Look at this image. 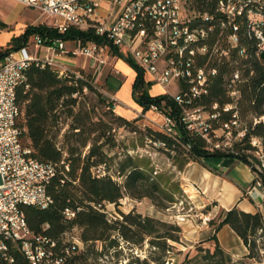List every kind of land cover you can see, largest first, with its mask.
<instances>
[{"label": "trees", "instance_id": "16d2710c", "mask_svg": "<svg viewBox=\"0 0 264 264\" xmlns=\"http://www.w3.org/2000/svg\"><path fill=\"white\" fill-rule=\"evenodd\" d=\"M217 1L197 0V7L201 11L211 13ZM239 24L238 44L235 47H230L225 40L229 31L218 30L209 45L211 49L216 44L218 52L213 53L210 50L206 55L195 57L194 73L201 68L217 71L215 76L209 77L207 93L193 98L192 84L188 80H181L180 101L167 94L152 96L150 90L154 84L145 80L143 70L135 61L119 53L106 37L97 35L94 29L81 31L71 28L61 34L45 24L29 26L21 35L11 39L7 49L0 50V61L5 55L28 46L29 40L37 35L64 42L80 41L83 44L94 42L109 46L114 56L123 60L136 72L132 97L142 112L146 114L152 107H156L175 123L171 132L149 128L146 137L161 144L162 151L176 154L174 165L180 172L188 164L197 163L221 175V171L208 165L206 160L231 158L250 167L256 176L255 183L261 179L264 192V175H260L259 179L258 171L250 160L255 158L251 152L257 151L251 145L252 138L260 139L264 148V59L258 55L260 39L254 33L248 35L249 27L246 22L241 21ZM7 28L8 25L0 20V32ZM262 33L264 37V29ZM243 49L245 55H241ZM225 51L228 52L226 56L223 55ZM236 73L239 74V79L233 84ZM25 75V82L16 91L17 103L23 113L18 121L21 144L24 148L32 150L31 156L34 159L56 165V175L48 186L53 204L46 209L32 206L23 208L29 229L37 235L57 242L58 245H61L66 232L74 228L79 229L81 239L87 248L72 255L64 264H86L90 257L97 255L95 248L97 242L108 243L106 249H115L119 246L118 238L134 246L143 245L146 239H149V244L163 253L170 249L168 241L180 243L182 229L177 225L143 217L135 211L123 214L121 220L111 221L107 217V205H117L126 197L137 200L147 198L153 202L162 197L169 204L163 206L169 208L181 202L184 195L182 199H176L182 186L179 183H171V179L163 174H156L155 167L147 158L139 159L126 155L117 163L114 172L116 179L110 174L109 157L104 151V147L109 144L110 130L88 127L76 119L72 109L76 106L74 96L82 93L84 88L92 90L91 76L85 79L74 74L60 76L47 64L42 68L40 60L32 61L25 70ZM111 81L116 82V85ZM122 83L121 80L115 81L113 77L106 80V84L114 92L118 91L117 88ZM234 91L237 92L236 101L231 97ZM228 106H231V109L227 111ZM65 108L68 116L73 117L77 123H73L71 134L78 137L79 143L78 147L69 148L66 156L63 150L57 147L55 142L57 134L51 135L53 130L58 128ZM194 109H200L208 116L209 128L206 131L208 139L189 129V124L184 120V111ZM118 116L117 120L122 122V125L126 127L132 125L128 119ZM241 119L247 121L246 127L243 128L245 132L242 142L236 144L234 149L224 145L217 149L215 146L218 144L211 143L212 137L216 139L218 130L227 132L226 125L236 136L240 132L236 126ZM68 135L69 133L66 136ZM87 147L88 153L83 156V151ZM67 209L75 212L74 218L64 215ZM208 225L216 227V231L223 226H229L241 238L248 249V254L234 260L221 248L215 235L199 246L203 248L200 257L197 255L191 258L188 251L182 264H239L241 261L244 262L241 264H247L246 260L256 259L258 251L256 236L259 232L264 233V215L259 212L247 213L235 207L225 213V218L221 222L211 220ZM10 254L13 262L2 264H30L16 244L10 246ZM154 261L162 264L161 258Z\"/></svg>", "mask_w": 264, "mask_h": 264}, {"label": "built area", "instance_id": "2783aa9c", "mask_svg": "<svg viewBox=\"0 0 264 264\" xmlns=\"http://www.w3.org/2000/svg\"><path fill=\"white\" fill-rule=\"evenodd\" d=\"M11 1L38 12L46 26L61 34L71 28L81 31L94 29L124 57L135 61L145 75L151 77L154 85L167 89L175 82L179 84L181 80H188L192 84L193 98L207 93L209 77L217 73L215 69L205 68L193 72L197 55H206L210 50L218 52L216 44L211 49L209 47L216 31L228 30L225 40L230 47H235L239 22H246L248 35L254 33L260 39L258 55L264 59V0H218L211 13L201 11L197 0ZM101 9H105V15L100 14ZM33 44L34 56L28 45L5 55L0 61V264L13 262L10 254L13 244L18 246L30 264H64L72 255L84 250L77 228L63 235L61 245L29 229L23 208L46 209L53 204L48 186L56 175V165L39 162L31 156L30 148L22 146L18 121L23 113L17 103L16 91L25 82V70L32 61L40 60L42 68L46 64L55 66L52 58H39L43 48L60 56L70 52L74 56L97 61L99 53L112 52L109 46L80 41L74 42V48L69 51L66 42L40 35L34 37ZM223 55H228V52H223ZM241 55H245L244 49ZM238 79L239 74L236 73L233 84ZM165 94L181 100L179 90L176 96L167 90ZM231 97L236 101L237 92H232ZM230 109L231 106L226 108L227 111ZM150 111L162 116L163 130L171 132L174 129L175 123L156 107ZM184 120L189 129L208 139V116L200 109L185 110ZM234 124L237 125L236 122ZM225 128L229 133V126ZM215 147L220 149L221 145ZM256 185L261 187L260 181L257 180ZM64 215L74 218L75 212L67 209ZM208 221L206 217L205 223Z\"/></svg>", "mask_w": 264, "mask_h": 264}, {"label": "rangeland", "instance_id": "374dc122", "mask_svg": "<svg viewBox=\"0 0 264 264\" xmlns=\"http://www.w3.org/2000/svg\"><path fill=\"white\" fill-rule=\"evenodd\" d=\"M0 19L5 24L9 25L8 28L4 30L6 33L21 31L22 34L29 26L45 24L44 19L38 12L28 10L11 0H0ZM21 25H24V27L21 28ZM6 37L5 34L0 35V50L2 51L7 49L8 44H5L6 47L2 48L4 47L3 43L5 42ZM33 41L34 37H32L28 43L32 56L36 54ZM72 49V46L67 45V50L71 51ZM46 54L48 53H46L45 50H42L41 54L39 53V56L44 57ZM65 56H67L66 61L63 60L55 63V66L52 67L60 76L74 74L81 79H85L89 75L91 76L90 82L92 84V90L84 88L82 93L74 96V98H76V106L72 109L74 110L76 119L80 120V122L88 127L93 129L104 128L105 130H110L108 135L109 144L104 147V151L109 157L108 166L110 167V174L114 176L117 163L126 155H130L134 158L150 159L152 165L155 167L156 174H163L171 179V183H179V185L182 186L181 173L183 171L180 172L174 165L176 154L174 152L168 153L162 151L163 146L161 144L152 142L146 137L147 129H162V126L164 125L162 116H160L159 113L152 111H149L146 114L142 111L139 113L134 111L131 105H128L125 102V100H129L130 96L128 84L124 86L122 83L117 89L118 91L120 90V97L124 100L121 102L120 108L123 111H129L123 113H126V119H128L132 125L126 127L122 125V122L117 120L119 116L114 107V103H116L114 102L115 100L113 96L114 90H111L106 84L107 78L112 77L113 75L118 77L122 82L124 80L121 73H116V71H119L118 69H115L117 58L108 52L99 53L98 61L80 55L74 56L70 52ZM99 60L103 61V63L101 64ZM111 82L113 85H116V82ZM167 90L169 93L176 96L179 90L178 82L168 86ZM153 92L155 93L154 89H152V93ZM73 123H76L75 119L68 116L67 109L65 108V111L61 114L58 128L53 130V133L51 134L52 136L57 134L55 142L57 147L63 150L65 156L68 155L69 148L79 146V143L77 142L78 137L71 134ZM246 125L247 121L241 119L239 125L236 126V129L240 131L236 136H234V132L231 129L229 133L218 130L216 133V139L212 137L211 143L225 145L226 147L234 149L236 144L242 142L245 132L243 128H245ZM68 133L69 135L67 137L66 135ZM93 137L94 135L91 136V138ZM251 145L252 147H255L257 151L251 152L255 158L250 160L256 167V170L258 171L257 175L260 179V175H264V148L262 141L258 138H252ZM88 149L89 147L83 151V156L88 153ZM114 178L116 179L115 176ZM117 180L121 181V179ZM260 183V188L262 189L261 179ZM182 189L180 187L181 191L176 195V199H182V195H184L182 201L173 206H169V208L163 206L164 204L167 206L169 204L165 202L162 197L156 202L147 198L137 200L126 197L117 205H107L106 209V211H108L107 217L111 221H115L116 219L121 220L123 214L135 211L136 213L143 215V217H151L170 225H177L182 229L180 243L168 241V247L170 249L163 253L153 248L149 244V239H146L143 245L134 246L118 238L119 246L115 249H106L105 246L108 245V243L97 242L95 244L97 255L90 257L86 264H157V262L154 261L156 258H161L162 264H182L185 260L186 253L189 251L187 247L189 242L183 237L184 224L188 221L194 220L198 224L208 225L214 216V214L208 212V210H211L214 205L204 211L197 209L192 203V200L187 196L184 190L182 191ZM206 217L209 218V221L205 223ZM182 218H184L185 221H181ZM202 244L203 243H201V245ZM256 244L258 246L256 259L246 260L245 263L264 264V233L259 232L257 234ZM86 248L87 246L84 244V249ZM202 249L203 248H199L198 245L194 246L193 249L190 250V257L194 258L197 255L200 257L202 255ZM241 263L244 262L241 261L239 264Z\"/></svg>", "mask_w": 264, "mask_h": 264}, {"label": "crops", "instance_id": "0c3cea01", "mask_svg": "<svg viewBox=\"0 0 264 264\" xmlns=\"http://www.w3.org/2000/svg\"><path fill=\"white\" fill-rule=\"evenodd\" d=\"M104 7L106 8L107 5ZM100 14L105 15V9H101ZM23 27L24 25H21V28ZM1 34L7 36L3 43V48H5V44H8L13 37L21 35V31L15 33L1 31ZM67 45L74 48V42H66ZM42 50H45L48 54L44 57L39 56L41 60L50 57L55 63L63 60L66 61L67 56L54 54L47 51L46 48ZM115 69L119 70L116 71L117 74L121 73L123 75V85L128 84L129 87V100L127 99L125 102L131 105L134 111L141 112L142 109L134 102L132 97V86L136 78V72L120 59H117L115 62ZM112 77L115 81L120 80L115 75ZM145 80L151 83L149 75H145ZM152 89L155 90V93H152ZM166 90L159 85H153L150 94L152 96L164 95ZM113 96L116 101V113L127 118L126 113L123 112L129 111H123L120 108L121 102L124 101L120 97V90L114 92ZM206 163L219 169L221 175L215 174L197 163L188 164L181 173L182 188L197 209L204 211L214 205L208 212L214 214L212 220L218 222H221L225 218L227 211L235 207L247 213L254 214L259 212L264 215V192L256 185V176L249 166L231 158L207 159ZM215 235L221 248L229 253L234 260H239L248 254V249L241 238L229 226H223L220 230L216 231V227L198 224L192 220L185 223L183 227V237L189 242L187 245L189 251L194 246H200L201 243L209 241Z\"/></svg>", "mask_w": 264, "mask_h": 264}]
</instances>
